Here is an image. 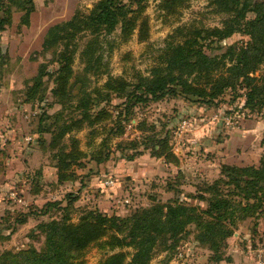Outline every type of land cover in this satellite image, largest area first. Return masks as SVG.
Masks as SVG:
<instances>
[{
  "label": "trees",
  "instance_id": "obj_1",
  "mask_svg": "<svg viewBox=\"0 0 264 264\" xmlns=\"http://www.w3.org/2000/svg\"><path fill=\"white\" fill-rule=\"evenodd\" d=\"M147 1L96 0L89 12L76 8L69 19L50 26L44 35L42 49L60 46L55 52L57 68L49 72L40 63L37 74L29 81L23 102H43L46 98L40 86L45 77L51 76V97L63 108L53 116L44 112L37 133L46 130L41 122L47 115L54 118L52 145L57 139L69 136L71 148L57 154L60 180L71 178L70 166L77 158L85 156L74 132L88 128L85 144L90 145L99 134L98 128L104 129L107 133L97 144L100 150L111 135L123 132L124 124L132 120L135 122L131 125L137 131L151 132L141 136V141L151 146V154L177 165L178 157L169 145L168 134L158 135L154 124L137 119L136 108L151 101L181 95L213 104L226 91H231L243 97L245 109L264 110V0H209L213 12L223 16L219 26L204 30L210 34V48H213L211 44L217 46L231 35L241 33L247 37L241 49L235 45L230 51L208 55L200 41L202 31L182 25L168 35L147 75L138 73L131 80L122 75H110L103 61L102 42L112 33L120 41L133 35L138 41L146 40L149 37L148 17L144 13ZM187 1L159 0L157 7L165 16H172L178 14ZM30 2L0 0V31L10 24L16 8L26 4L28 14ZM81 38H85L82 45ZM110 43L109 51L115 41ZM75 55L83 63V77L78 79H72ZM103 74L107 78L101 84H89L90 75L98 78ZM74 84L79 85L77 92L73 91ZM112 96L118 101L109 107ZM68 108L70 114L63 115ZM59 120L60 125L54 123ZM108 121L114 126H107ZM131 143L137 145L139 141L135 139ZM92 156L101 161L100 157ZM127 158H133V154ZM200 185L195 194L186 197L204 201L205 207L189 204L184 199L168 203L153 200L149 206L135 208L125 216L109 215L96 208L86 210L76 221L64 215L40 222L38 228L45 235L43 249L4 250L0 253V264H84L82 256L92 244L106 253L96 264H149L157 251L174 247L191 224L197 231L195 240L214 250L210 259L220 261V248L225 247L226 239L234 234L238 220L264 205V160L258 166L222 164L218 178ZM50 205L56 203L46 207ZM237 211L242 215L237 217ZM261 245L264 244L252 245L250 249ZM125 248L131 251H124Z\"/></svg>",
  "mask_w": 264,
  "mask_h": 264
},
{
  "label": "rangeland",
  "instance_id": "obj_2",
  "mask_svg": "<svg viewBox=\"0 0 264 264\" xmlns=\"http://www.w3.org/2000/svg\"><path fill=\"white\" fill-rule=\"evenodd\" d=\"M158 1L148 0L146 4L144 13L149 23L146 40L138 41L133 35L126 41H120L115 33L108 34L106 41L103 40L102 56L110 75H122L130 80L138 73L147 75L156 63L159 51L165 46L168 35L177 26L200 29V41L208 55L230 51L235 45L241 49L247 39L245 35L235 33L217 46L211 44L213 48H210V34L204 30L219 26L223 16L213 12L209 0H188L186 6L172 16L163 14L157 7ZM95 2L79 0L77 9L87 13ZM111 40L115 44L109 51ZM84 41L85 38L79 39L80 45ZM59 49V45L45 49L31 48L25 59L18 61L10 58L7 51L0 50V89L14 87L12 93L5 95L4 101L0 96V103L21 104V90L24 84L29 83L38 65L42 63L49 72L57 68L55 52ZM72 66V79L83 77V63L77 55ZM106 78V74L98 78L90 75L89 84H101ZM43 80L46 86H53L51 76ZM78 89L79 85L74 84L73 91ZM47 91L43 92L46 98L43 102H30L19 109L21 127L15 136L17 142H14L13 136L5 140L0 136V253L4 250L39 251L45 242V235L38 228L40 222L60 219L64 215L76 221L88 209L97 208L109 215L125 216L135 208L149 206L153 200L168 203L176 199L205 207L204 201L186 196L195 194L196 188L204 181L211 183L218 178L222 164L258 166L264 160V110L252 112L245 109L243 97L235 96L231 91H226L213 104L202 103L194 97L167 96L139 106L136 115L137 119L154 124L158 135L168 134L169 145L178 157L177 165L153 156L151 146L141 141L142 135L151 132L137 131L131 125L135 122L132 120L124 124L123 132L111 135L100 150L97 144L107 133L100 126L99 134L90 145L85 144L88 128L74 132L85 156L77 158L68 169L73 173L71 178L60 180L57 154L71 147L68 135L52 145L54 118L47 115L53 116L63 105ZM117 101L112 96L109 107ZM70 111V108L65 109L63 115L68 116ZM44 112L47 115L41 125L46 130L37 133ZM61 122L54 123L60 125ZM107 126L113 127L114 124L108 121ZM26 136H32V139L27 141ZM135 139L139 143L132 145L131 141ZM32 150H36L37 154L34 160L28 162L26 157L32 156ZM92 154L100 157L101 161H96ZM130 154L133 158H127ZM110 179L113 182L105 184ZM52 203L56 205L46 207ZM255 210L245 219L238 220L234 232L240 230L241 240L235 238L233 242H228L233 235L228 237L226 246L220 248V261L210 259L214 250L195 240L197 231L191 224L174 247L157 251L149 264H239L245 253L242 251L246 245L244 236L252 237L254 246L264 244V205ZM236 215L239 217L242 214L237 211ZM123 250L131 251L130 248ZM104 254L96 244H92L85 250L82 259L84 264H96Z\"/></svg>",
  "mask_w": 264,
  "mask_h": 264
},
{
  "label": "crops",
  "instance_id": "obj_3",
  "mask_svg": "<svg viewBox=\"0 0 264 264\" xmlns=\"http://www.w3.org/2000/svg\"><path fill=\"white\" fill-rule=\"evenodd\" d=\"M78 2L79 0H31L30 4H28L30 7L28 14L25 10L26 4L23 8H16L12 12L10 24L7 25L4 30L0 31V50L7 51L8 56L10 58L14 57L17 61L21 58L24 60L31 48H42L44 35L50 26L69 19L72 16L77 8ZM37 71L32 75L33 77L37 74ZM28 85L29 83H27V85L24 84L21 90L22 92L20 93L22 96L25 94ZM51 88L52 86H46L45 81H42L40 86L42 92L48 90L47 92L50 93ZM13 90L14 87L12 85L0 89L3 94H0L3 101L5 95L12 93ZM6 101L7 100H5V102ZM9 103H0V127L3 130L0 132V136H2L4 140L8 138L11 139V136H13L12 139L14 138L15 142L17 140H15V136H17L18 128L21 127L19 109L25 107L27 103L23 101L21 104L16 105L12 103L9 105ZM32 152V156L28 155V157H26L28 162L35 159L37 152L36 150H32ZM245 235L247 236V233H245ZM240 236V230H238V232H234L232 239L228 242H233L235 238L240 239ZM244 238L246 245L244 248L245 250L242 251H245V253L242 255L243 259L239 260L238 263L256 264V259L250 249V246L253 245V239L249 237V235L247 237L244 236Z\"/></svg>",
  "mask_w": 264,
  "mask_h": 264
},
{
  "label": "built area",
  "instance_id": "obj_4",
  "mask_svg": "<svg viewBox=\"0 0 264 264\" xmlns=\"http://www.w3.org/2000/svg\"><path fill=\"white\" fill-rule=\"evenodd\" d=\"M25 139L27 141H30L32 139V136H26ZM111 179L109 181H105V184L112 183ZM253 253L257 264H263L264 263V245L257 246L254 249L251 250Z\"/></svg>",
  "mask_w": 264,
  "mask_h": 264
}]
</instances>
